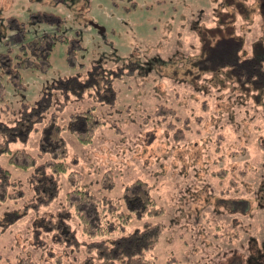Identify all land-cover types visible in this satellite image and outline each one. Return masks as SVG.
Masks as SVG:
<instances>
[{
  "label": "rangeland",
  "instance_id": "obj_1",
  "mask_svg": "<svg viewBox=\"0 0 264 264\" xmlns=\"http://www.w3.org/2000/svg\"><path fill=\"white\" fill-rule=\"evenodd\" d=\"M255 7V0H0V51L20 58L31 36L60 35L48 69H21L19 81L2 71L0 122L11 126L38 101L51 105L0 153L9 171L0 264H109L102 254L111 241L145 224L160 227L144 253L151 264H263L264 61L249 83L229 76L263 35ZM15 60L0 54V68H16ZM96 63L109 72V96L54 88L85 79ZM89 107L101 121L80 142L71 114ZM51 119L63 127L66 170L55 197L41 199L33 175L50 158L41 139ZM16 150L34 164L21 166ZM138 180L151 196L142 213L125 196ZM82 189L97 201L98 222L86 230L68 203Z\"/></svg>",
  "mask_w": 264,
  "mask_h": 264
},
{
  "label": "trees",
  "instance_id": "obj_2",
  "mask_svg": "<svg viewBox=\"0 0 264 264\" xmlns=\"http://www.w3.org/2000/svg\"><path fill=\"white\" fill-rule=\"evenodd\" d=\"M58 35L59 34L54 35V33H50L49 37L43 34L37 37L31 36L20 44L24 47L23 52H26V55H21L20 58L15 57L17 53L15 55L9 54L14 52L9 50V47L8 52L0 51V54L9 55L11 59H17L15 60L16 68H13L10 63L9 65L1 66L0 85L4 80L2 71L8 76V79H12V76H14V80L19 81L21 69L37 71L48 69L51 64L50 56L53 42L57 41V38L60 37V35ZM62 39L65 38L63 37ZM77 50L78 48H73L74 53L71 56V62H74ZM132 60L136 62L135 59ZM123 65L126 69L129 68L128 62H124ZM108 73L109 72L101 66V63H96L88 71L85 79H82L80 75H75L73 78L61 79L63 83L57 81L54 88L59 91L65 90V93H84L88 89H96L98 96L102 97L103 94L109 96L112 87L111 84L109 85L106 83L108 81L105 80ZM100 99L104 101L102 98ZM46 101L47 100H43L42 102L38 101L34 105L30 104L24 109H21V111H23L21 117L11 126H7L3 122H0V132L4 133L3 136L0 135V153L9 152L8 140H22L26 138L33 126L42 121L45 110L51 105V101L50 103ZM70 120L73 127L72 129L80 142H88L89 139L87 136L89 135L87 134L92 135L95 128L100 123L101 118L89 107L83 111L73 112ZM62 129L63 127L58 124L55 119H51L43 128L41 139L42 147L45 151L49 152L50 158L42 164L35 165L33 175V181L41 199L55 197L57 192V175L66 170L65 158L67 156V145L61 134ZM16 151L22 155L20 157L23 159L21 161V166L34 164L33 156L27 151ZM8 177L9 171L0 167V198L5 197ZM125 196L135 199L138 206L135 207L134 210H138L141 213L147 210L149 206L148 202L151 201V196L149 195L145 183L140 180L127 186ZM129 200L133 201L130 198ZM68 203L76 209L84 230L90 229L92 223L98 222L97 201L87 190L82 189L74 191L73 194L68 196ZM159 233V225L145 224L141 229H136L127 235H121L113 239L110 246L107 248L108 250L106 252L104 251L102 256L110 260L109 264H112L114 259L117 258L121 260L124 259L125 264H151L145 258L144 253L153 246ZM11 264L18 263L15 262Z\"/></svg>",
  "mask_w": 264,
  "mask_h": 264
},
{
  "label": "flooded vegetation",
  "instance_id": "obj_3",
  "mask_svg": "<svg viewBox=\"0 0 264 264\" xmlns=\"http://www.w3.org/2000/svg\"><path fill=\"white\" fill-rule=\"evenodd\" d=\"M255 4H256L255 11L257 10L259 17L261 18L264 24V0H255ZM210 41L211 40H209L208 43ZM263 43H264V32L261 38H259L257 46H255L254 55L252 54V56H248V52L245 49L243 50L244 54H243V59H241V61L242 62L244 61V64L241 66L240 69L238 68L239 71L231 73V75H229L230 78L232 77L233 79L234 77L238 80V82H240V84H242L244 83V81L246 83H249L253 79H256L257 77L260 76V67H261L262 62L264 61V44ZM232 64H235V63L233 62ZM198 69H199V66H198ZM257 255H258L259 260H262L261 263L264 264V242L262 245V249L259 250Z\"/></svg>",
  "mask_w": 264,
  "mask_h": 264
},
{
  "label": "water",
  "instance_id": "obj_4",
  "mask_svg": "<svg viewBox=\"0 0 264 264\" xmlns=\"http://www.w3.org/2000/svg\"><path fill=\"white\" fill-rule=\"evenodd\" d=\"M95 28L98 29L99 32H102L104 30V26L96 23V22H93V21H89Z\"/></svg>",
  "mask_w": 264,
  "mask_h": 264
}]
</instances>
